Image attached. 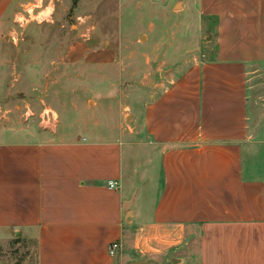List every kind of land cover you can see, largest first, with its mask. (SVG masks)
<instances>
[{"label":"crops","instance_id":"1","mask_svg":"<svg viewBox=\"0 0 264 264\" xmlns=\"http://www.w3.org/2000/svg\"><path fill=\"white\" fill-rule=\"evenodd\" d=\"M23 1L0 0V67ZM181 2L205 40L157 94L103 128H0V237L37 264H264V0Z\"/></svg>","mask_w":264,"mask_h":264},{"label":"rangeland","instance_id":"2","mask_svg":"<svg viewBox=\"0 0 264 264\" xmlns=\"http://www.w3.org/2000/svg\"><path fill=\"white\" fill-rule=\"evenodd\" d=\"M181 1L24 0L17 15L9 13L0 128L44 129L45 109L56 126L86 120L103 128L108 117H119L121 103L136 107L157 94L169 73L188 66L205 40L197 14L191 8L181 12ZM78 43H85L86 54L67 56ZM104 49L112 53L110 62L99 54ZM79 102L82 112L74 110ZM15 239L0 237V264H37L36 239Z\"/></svg>","mask_w":264,"mask_h":264},{"label":"built area","instance_id":"3","mask_svg":"<svg viewBox=\"0 0 264 264\" xmlns=\"http://www.w3.org/2000/svg\"><path fill=\"white\" fill-rule=\"evenodd\" d=\"M40 118H41V124L43 127L54 128V126H56L55 118L53 117L52 112H50L48 109H45L43 111ZM109 186L111 188H117L118 187L117 183L114 181H109ZM120 247H121V245L119 242H113L108 247V253L114 257L117 255V252L120 249Z\"/></svg>","mask_w":264,"mask_h":264},{"label":"water","instance_id":"4","mask_svg":"<svg viewBox=\"0 0 264 264\" xmlns=\"http://www.w3.org/2000/svg\"><path fill=\"white\" fill-rule=\"evenodd\" d=\"M163 73H167V71H164ZM162 73V74H163ZM140 262H133V264H139Z\"/></svg>","mask_w":264,"mask_h":264},{"label":"trees","instance_id":"5","mask_svg":"<svg viewBox=\"0 0 264 264\" xmlns=\"http://www.w3.org/2000/svg\"><path fill=\"white\" fill-rule=\"evenodd\" d=\"M19 240H20V236H18L17 239H15V241H17V242H18Z\"/></svg>","mask_w":264,"mask_h":264}]
</instances>
